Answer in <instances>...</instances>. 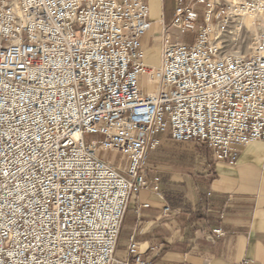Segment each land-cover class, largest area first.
<instances>
[{"label": "built area", "instance_id": "2783aa9c", "mask_svg": "<svg viewBox=\"0 0 264 264\" xmlns=\"http://www.w3.org/2000/svg\"><path fill=\"white\" fill-rule=\"evenodd\" d=\"M246 18L248 56L216 47ZM152 24L148 0H0V264H156L133 238L114 252L130 201L161 189V135L229 165L264 142V0H175L158 65L143 60Z\"/></svg>", "mask_w": 264, "mask_h": 264}, {"label": "crops", "instance_id": "0c3cea01", "mask_svg": "<svg viewBox=\"0 0 264 264\" xmlns=\"http://www.w3.org/2000/svg\"><path fill=\"white\" fill-rule=\"evenodd\" d=\"M163 1L148 0L153 24L143 48L151 38L160 45L161 24L171 23L164 10L158 14ZM166 141L172 140L161 135L160 145ZM177 147L152 151L149 175L161 179V189L141 190L128 204L116 257L126 258L133 238L138 252L156 264H264V142L239 146L234 165L216 161L207 147L171 150ZM216 227L223 236L212 233Z\"/></svg>", "mask_w": 264, "mask_h": 264}, {"label": "rangeland", "instance_id": "374dc122", "mask_svg": "<svg viewBox=\"0 0 264 264\" xmlns=\"http://www.w3.org/2000/svg\"><path fill=\"white\" fill-rule=\"evenodd\" d=\"M174 2L175 0H164L162 6L159 3H157L158 14L161 13L162 10H164L166 15V20H168V22L172 21ZM196 10L199 13L200 23H203L205 5L199 4L196 7ZM223 33L224 34L220 47H222V50L224 52L232 56H235L236 54H238V56H248L253 51V48L251 46L252 43L251 41H252V37L254 36V32L251 28H249V25L242 26L238 30L237 27L235 28L228 27L225 29V32ZM170 34H172L173 40H183L184 42H188V43L192 42V39L195 35L193 32L180 33L179 30H176L173 27L170 28ZM142 49L144 50L143 60L148 64L150 63V64L158 65L160 59V53H161V49H160V45L158 44V41L151 38L148 40L146 47L145 48L142 47ZM92 137L93 136H86V138L88 139H92ZM172 145L173 146L179 145L177 149H171L174 151L186 150L194 153L195 151L206 152L207 150L204 145H200L197 143L195 144L187 143V142L177 143L173 141H166L165 146L160 145L154 150V152L160 155L162 152H165L166 150L172 148Z\"/></svg>", "mask_w": 264, "mask_h": 264}, {"label": "bare ground", "instance_id": "6f19581e", "mask_svg": "<svg viewBox=\"0 0 264 264\" xmlns=\"http://www.w3.org/2000/svg\"><path fill=\"white\" fill-rule=\"evenodd\" d=\"M249 21H250V19H248V18H246V20H245V23H246V25L248 26L249 25ZM228 27H233V28H235V27H237V24H236V20H235V22H232V21H228V22H226L225 24H223V25H221V26H219L217 29H216V33H217V35H216V38H215V40H214V44L216 45V47H218L219 49H221L222 47H220V44H221V41H222V38H223V32H225V29L226 28H228ZM252 43H251V46H252V48L254 49L256 46V36H253L252 37V41H251ZM236 55H238V54H236ZM235 55V56H236Z\"/></svg>", "mask_w": 264, "mask_h": 264}]
</instances>
